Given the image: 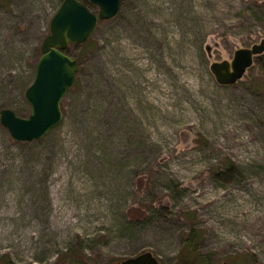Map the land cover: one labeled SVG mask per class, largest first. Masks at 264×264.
Masks as SVG:
<instances>
[{"label":"rangeland","instance_id":"1","mask_svg":"<svg viewBox=\"0 0 264 264\" xmlns=\"http://www.w3.org/2000/svg\"><path fill=\"white\" fill-rule=\"evenodd\" d=\"M62 2L0 0V111L30 116ZM263 38L264 0H122L67 48L56 127L19 141L0 115V264H185L194 231L192 264H264V53L234 84L211 70Z\"/></svg>","mask_w":264,"mask_h":264},{"label":"water","instance_id":"2","mask_svg":"<svg viewBox=\"0 0 264 264\" xmlns=\"http://www.w3.org/2000/svg\"><path fill=\"white\" fill-rule=\"evenodd\" d=\"M99 6L95 12L82 0H63L51 18L50 32L42 43V55L38 60L36 76L26 90L32 105L29 117H21L11 108L0 111L1 122L13 138L32 141L45 136L63 118L61 102L72 88L80 71L79 60L66 52L71 44L86 43L99 22L117 16L122 0H91ZM208 50H211L210 47ZM264 53V38L251 47L235 51L232 60L214 61L211 70L222 85L241 80L254 64L255 58ZM116 264H160L152 251H145Z\"/></svg>","mask_w":264,"mask_h":264},{"label":"trees","instance_id":"3","mask_svg":"<svg viewBox=\"0 0 264 264\" xmlns=\"http://www.w3.org/2000/svg\"><path fill=\"white\" fill-rule=\"evenodd\" d=\"M88 41L86 43H88ZM198 239L199 236L194 231L185 240V243L180 252V258L185 261V264H192V262L198 263L200 261L199 259H197V257L201 254L197 245Z\"/></svg>","mask_w":264,"mask_h":264}]
</instances>
